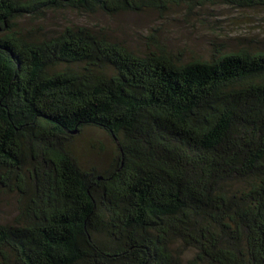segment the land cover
<instances>
[{
  "label": "trees",
  "instance_id": "trees-1",
  "mask_svg": "<svg viewBox=\"0 0 264 264\" xmlns=\"http://www.w3.org/2000/svg\"><path fill=\"white\" fill-rule=\"evenodd\" d=\"M264 0H0V264H264V50L138 53L50 10L106 14ZM87 128L113 156L84 166ZM190 253V256H187Z\"/></svg>",
  "mask_w": 264,
  "mask_h": 264
},
{
  "label": "rangeland",
  "instance_id": "rangeland-1",
  "mask_svg": "<svg viewBox=\"0 0 264 264\" xmlns=\"http://www.w3.org/2000/svg\"><path fill=\"white\" fill-rule=\"evenodd\" d=\"M23 26L37 35H55L67 26H87L121 41L143 53L151 41L184 59L208 58L216 49L250 48L264 50V8H237L225 4L198 6L187 10L174 7L168 14L153 10L106 14L72 9L47 11L40 19L24 18ZM113 143L102 131L87 128L73 141L80 162L88 166H105L113 156ZM17 211V197L0 192V218L12 222ZM190 256V253H187Z\"/></svg>",
  "mask_w": 264,
  "mask_h": 264
}]
</instances>
